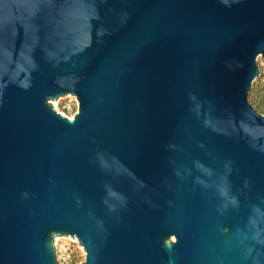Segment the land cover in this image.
<instances>
[{
	"label": "water",
	"instance_id": "95a60500",
	"mask_svg": "<svg viewBox=\"0 0 264 264\" xmlns=\"http://www.w3.org/2000/svg\"><path fill=\"white\" fill-rule=\"evenodd\" d=\"M263 56L264 0H0V264H264Z\"/></svg>",
	"mask_w": 264,
	"mask_h": 264
},
{
	"label": "rangeland",
	"instance_id": "374dc122",
	"mask_svg": "<svg viewBox=\"0 0 264 264\" xmlns=\"http://www.w3.org/2000/svg\"><path fill=\"white\" fill-rule=\"evenodd\" d=\"M264 71V56L260 58ZM252 103L264 115V77L257 83ZM57 112L65 117L73 118L79 111L77 99L52 103ZM58 260L61 264H82L86 260V250L79 239H56Z\"/></svg>",
	"mask_w": 264,
	"mask_h": 264
}]
</instances>
